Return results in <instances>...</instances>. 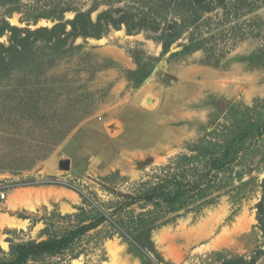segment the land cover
Wrapping results in <instances>:
<instances>
[{
	"label": "rangeland",
	"instance_id": "obj_1",
	"mask_svg": "<svg viewBox=\"0 0 264 264\" xmlns=\"http://www.w3.org/2000/svg\"><path fill=\"white\" fill-rule=\"evenodd\" d=\"M137 1L19 0L0 6V21L51 28L60 17L72 20L75 11L95 8V20L105 10L127 9ZM231 2L205 15L210 20L200 31L211 40L186 55L171 56L188 34L165 55L157 34L147 30L129 35L122 27L100 39H77L81 48L46 70L44 78L53 82L34 96L42 110L55 109L56 119H75L56 145L41 116L28 117L24 108L12 109L18 114L10 116L9 106L0 102V183L13 186L10 208L8 199L0 203L2 252L9 251L8 239L42 241L48 238L45 229L53 235L75 229L90 216L74 218L84 198L113 206L117 199L106 188L130 193L202 139L215 144L236 139L239 158L204 199L170 213L134 205L119 218L127 223L139 213L155 214L151 241L159 264H264V235L256 218L264 178V0ZM7 39L5 34L0 42ZM118 251L125 264L146 263L132 243L103 223L63 253L27 264H107Z\"/></svg>",
	"mask_w": 264,
	"mask_h": 264
},
{
	"label": "trees",
	"instance_id": "obj_2",
	"mask_svg": "<svg viewBox=\"0 0 264 264\" xmlns=\"http://www.w3.org/2000/svg\"><path fill=\"white\" fill-rule=\"evenodd\" d=\"M16 1L19 0H0V6L10 5ZM137 2L139 5H133L135 7L105 10L99 13L95 20L91 17L95 8L85 12L75 11L72 20L63 22L60 17L51 28L30 29L12 26L2 18L0 38L8 34V39L6 44L0 42V102L4 106L5 104L9 106L10 116L18 114L12 109L21 108L25 109L28 117L41 116L47 124L48 132L53 133L51 143L56 145L75 125V119L74 121L66 118L56 119L55 109L52 111L46 106L42 110L34 96L45 90L44 85L53 82L44 78L46 70L59 61L74 56L81 48L75 45L77 39H100L110 29L119 30L122 27L129 35L147 30L157 34L156 40L161 44L162 54L165 55L174 44L188 34L187 42L180 44L181 50L171 54L186 55L206 48L208 46L206 44L211 40L209 36L202 37L203 32L200 31L210 20L208 17L205 18V15L217 8L228 9V5L232 3L231 0ZM142 2L150 6L141 5ZM64 12L66 11L62 9V14ZM47 89L48 95L52 89L50 87ZM29 95H33L34 99ZM31 100H35V109L31 107L33 102ZM235 140L215 144L209 139H202L197 144L194 143L187 148L188 153L172 158L166 166L158 169L159 173L153 175V180L138 183L130 193L115 192L106 188L117 199L112 203L113 206L111 204L106 206L107 208L96 206L94 201L84 198V206L78 208L79 213L74 218L80 219L88 214L90 216L88 215L87 219H80L75 229L63 235H53L45 229L48 238L42 241L15 243L8 239L9 251L6 253L0 249L2 252L0 264H27L44 256L59 255L79 237L103 223H109L119 237L132 243L145 257V264L161 263L151 241V233L157 221L155 214L148 218L145 214L139 213L127 223L119 218L120 215L134 205L153 206L159 212L170 213L185 209L204 199L208 191L214 188L218 175L231 171L232 165L239 158ZM260 186L261 199L256 205V218L258 227L264 235V178ZM202 203L196 207L206 204ZM85 206L90 210H86Z\"/></svg>",
	"mask_w": 264,
	"mask_h": 264
},
{
	"label": "crops",
	"instance_id": "obj_3",
	"mask_svg": "<svg viewBox=\"0 0 264 264\" xmlns=\"http://www.w3.org/2000/svg\"><path fill=\"white\" fill-rule=\"evenodd\" d=\"M36 188H41V187H36ZM67 192V191H66ZM10 194H11V192L9 193V195H8V197H7V201H6V204H7V207L8 208H10L9 207V198H10ZM69 195V194H68ZM69 197H71V196H69ZM36 196L35 197H32L30 200L34 203V202H36V200L38 199V198H36ZM13 200H11L10 201V203L12 202ZM13 203V202H12ZM41 204V203H40ZM37 206V205H36ZM35 206V207H36ZM12 209H14V208H12ZM117 247V246H116ZM109 257H110V254H109ZM120 259H121V254H120V251H118V257H117V259H115L114 261L113 260H110L109 262H107V264H125V262L123 263V262H121L120 261ZM131 264V263H130ZM134 264H140L139 262H134Z\"/></svg>",
	"mask_w": 264,
	"mask_h": 264
},
{
	"label": "built area",
	"instance_id": "obj_4",
	"mask_svg": "<svg viewBox=\"0 0 264 264\" xmlns=\"http://www.w3.org/2000/svg\"><path fill=\"white\" fill-rule=\"evenodd\" d=\"M12 188L13 186L11 185L0 183V203L5 202L7 200V197L11 192Z\"/></svg>",
	"mask_w": 264,
	"mask_h": 264
},
{
	"label": "water",
	"instance_id": "obj_5",
	"mask_svg": "<svg viewBox=\"0 0 264 264\" xmlns=\"http://www.w3.org/2000/svg\"><path fill=\"white\" fill-rule=\"evenodd\" d=\"M157 68L158 67H155L153 69V71L151 72V74L144 80V83L147 82L154 75V73L157 71ZM61 163H63V160L61 161ZM62 169H67V167L66 166H62Z\"/></svg>",
	"mask_w": 264,
	"mask_h": 264
}]
</instances>
